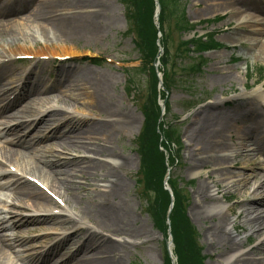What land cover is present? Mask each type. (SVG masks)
<instances>
[{
  "label": "bare ground",
  "instance_id": "1",
  "mask_svg": "<svg viewBox=\"0 0 264 264\" xmlns=\"http://www.w3.org/2000/svg\"><path fill=\"white\" fill-rule=\"evenodd\" d=\"M196 1H200L203 5L198 7V15L206 12L215 13L223 9L227 14L224 24L227 26L234 22L235 27L231 30L233 32L225 36L232 38L227 44L233 47L246 44L255 55L264 60V0ZM33 4L34 7L32 6L27 15L16 16L27 11ZM10 16L16 17L9 18ZM100 17L98 11L92 8L90 0H0V99L4 97L7 99L8 92L16 90V85L20 84L22 88L18 98H24L27 101L21 109L22 115L17 114V111L5 115L13 105H17L16 101L8 102L0 108L1 126L14 122L18 115H21L20 119H26L20 123L6 125L1 130L4 134L13 136L14 139L10 144L18 146L23 151L0 148V156L6 163L11 161L20 165L23 174L42 180V184L51 192L64 189L67 193L64 195L66 201L63 198L62 200L69 210L64 216L54 213L53 202L48 197L37 193L20 178L10 176L8 172L0 168V180H10L0 183V188L15 189L18 195L30 199L31 202L27 204V207L33 211V217L20 219L10 224H8L10 219L0 216V264L10 262L3 246L11 248L28 243L20 236L4 237L1 233L20 231L25 224H32L27 226L37 228L43 227L42 230H51V234H43L45 238L40 240L39 245L34 246L33 250L42 248L41 243L49 241L53 235L62 237L49 249L43 250L35 257L28 256L22 259L24 264H35V259L40 258V264H67L68 262L71 264H122L119 253H125L126 243L132 245L133 243H128L125 239L121 241L115 239L119 238L116 234L118 231L113 233L114 240L110 242L109 230L122 224L129 232V234L122 233L125 238L137 237L139 233L142 234L139 237H143L145 241L150 237V233L145 232L144 224L134 223L135 218L130 213V205L126 200L127 184L125 178L117 173L120 166L115 165L114 162L121 158L120 161L127 164L130 160L117 153L114 148V143L120 134V127L116 126L114 121L115 107L110 93L112 86L110 76L104 78L102 76V79L85 68L73 73L69 66L72 64L62 65L61 72L56 74L55 80L51 83L47 78L50 77L49 70L42 73L44 65L41 62L44 55L54 56L57 52L60 53L59 49L67 52L71 47L69 43L79 39L85 41L104 32L98 26ZM28 31L33 32L28 33ZM192 34L200 33L193 31ZM260 38L263 43L258 44ZM38 41L42 42L41 45ZM19 42L23 45L20 46ZM28 42L32 46L27 49L25 44L28 45ZM25 50H29L30 53L24 52ZM224 51L227 50L224 48ZM31 54L38 59L26 72L24 81L19 78L15 80L18 71L11 74L9 71L18 68L19 66H16L19 63H25L24 61L14 63L15 57ZM11 62L14 64H10ZM31 63L28 65L31 66ZM223 65L222 58H215L214 66L219 71L218 80L232 81L234 72ZM3 82L8 83L3 84ZM7 85L9 87L5 88ZM54 91L57 93L52 94ZM263 97L262 90L249 94L242 90L240 94L229 98L230 101L218 104L206 103L193 113L195 121L191 125L192 133H186L184 137L185 159L190 164V175L198 174L199 170H207L210 175L215 176L212 187L204 185L203 182L199 183L194 193L196 201L194 206L200 216L203 214L209 216L213 212L219 216L205 231L208 248L217 255L215 261L223 264H260V260H264V257L253 259L252 252H242L246 239L239 240L238 235L234 234L241 225L249 229L250 235L259 237L264 233V203L257 202L255 207L249 206L243 209L240 216L242 215L243 219L246 217L250 219L241 225L228 219L226 213V215L222 214L225 205L223 199L229 197L226 193L238 191L239 186L245 185L247 181L242 178L240 172H230L227 169V165L233 163L236 158L250 159V153L245 148L242 150L241 143H251V146H255V151L258 149L261 154H264V107L260 103L264 100ZM54 103L65 105V108L69 107L65 110ZM229 103L233 104L226 109L227 111L219 108ZM32 104L33 111L29 108ZM72 107L73 111H71ZM94 116H101L103 119L97 121L99 118H96L95 121ZM124 116L122 119L126 121ZM126 122L131 123L130 120ZM239 122L241 126H237ZM22 128H29L33 135L21 139L18 133L23 130ZM233 129L236 134V144H227L226 134ZM41 130H43V136L39 135ZM63 145L67 146L68 151L74 152V155L68 159L54 160L57 152H60L57 148L61 149ZM44 150L45 152L54 151L52 160L45 159ZM32 152L33 160L35 158L43 165H50V170L47 169L49 179L40 171L28 168L27 159H32ZM252 176V181L247 182H250L252 188L254 187L251 192L255 197L261 196L264 193V175L252 174ZM54 179L59 180L61 188L57 189L51 183ZM76 179L90 180L95 184L85 183L79 186ZM101 183L105 185L102 186ZM73 189L76 191L73 192ZM70 191L75 203L68 199ZM212 192L219 197H212L210 195ZM245 193L249 194L247 191ZM1 196L4 195L0 193V200L6 201ZM239 206L241 208L243 205L239 204ZM70 212H74L73 218L68 216ZM227 212L231 213L230 210ZM54 224H59L60 228H55ZM263 241L253 248L258 254H264ZM216 249L220 251L216 252ZM61 250L67 251L68 254L64 255L66 258L60 257ZM3 259L6 261L3 262Z\"/></svg>",
  "mask_w": 264,
  "mask_h": 264
},
{
  "label": "rangeland",
  "instance_id": "2",
  "mask_svg": "<svg viewBox=\"0 0 264 264\" xmlns=\"http://www.w3.org/2000/svg\"><path fill=\"white\" fill-rule=\"evenodd\" d=\"M90 1L92 2V8L98 11V15H101L100 21L98 22L99 24L98 26L104 32H102L98 36H94L93 38H88L85 41L83 39H79L72 43H69L71 47H69L67 52H63L61 49H59L60 53L57 52L53 57L54 58H58L60 56L69 57L70 60L64 61L63 63L65 65L72 64L69 66L72 68L73 73L85 68L88 71L93 72L96 76L100 78H102V76L103 78L110 76L109 78H111L112 80L110 93L113 96V103L115 107L114 121L116 122L115 123L116 126L120 127V134L117 141L114 143V148L117 153L124 155L123 157L128 158L130 160V162L127 164L120 161L121 158L114 160V162L115 165L120 166L117 169V173H119L120 177L125 178V182L127 184L126 186L128 189L126 194V200L130 205L129 208L130 213L135 218L134 223H136V225L144 224L146 228L145 232H149L150 237L145 241L143 237H139L142 236V234L139 233L137 237L125 238L124 236H122V233L129 234V232L122 224H120L118 227L109 230L111 233L109 240L110 242L114 240L113 233L114 232L116 233V231H118V233L116 234L119 235L118 236L119 238H115V239L120 241L125 239L128 243H133V245L126 243L124 248L125 253H119L120 256L122 257V264H162L163 236L160 232L156 231L152 226V221L145 212V205L143 203L144 201L139 196V190H138L139 188L137 189L136 187L137 173L139 171V167H138V157L136 156L135 153L134 142L138 134L139 128L141 126L142 116L139 111L140 101L137 100L136 94L133 91L131 93L127 92V83L122 71V67H127L129 69L138 67L139 65L138 55L134 51V47L131 41L132 39L130 37H125L122 35L126 30V24L123 16V7L120 3V0H90ZM32 6L34 7V4L31 5L27 11L22 12L16 16L27 15L31 11ZM202 6L203 5L201 4V2L196 0H186L184 2L186 19L189 22L188 24H190L189 26L181 25L180 26L181 28H177L174 26L175 19L166 22V26H165L166 35L164 37L166 38V47L169 53V65L167 69L170 71V74L173 76V84H172L173 86L170 90V93L167 96V103L169 102L168 104L169 114L166 115L167 116L166 118L167 121L169 120L175 121L176 119V123H177L176 127L178 128L179 146L177 145V148H173L171 146L173 152L169 149L165 153L161 148L160 151L163 152L165 158H167L169 162L171 159L173 160L170 165L171 169L169 172L171 180L175 182L178 188H184L182 193L186 197L188 204L186 209V217L196 234V237L198 239L197 240L198 245L201 246V248L203 249L201 252V255L204 256L202 264H223L220 261L218 262L215 261L217 255L213 250L208 248L206 231H205L207 227H211L214 224V222L217 220L219 216L215 212H213L209 216H205L204 214L200 216L197 213V210L194 206L195 205L194 203L196 202L194 198V193L196 192V188L199 185V183L203 182L204 185H207L208 187H212L214 185L213 180H215V176L210 175L207 170H199L198 174L190 175L191 173L189 169L190 164L185 159L186 140L184 137L186 136V133L189 132L192 133L191 125L193 124V121H195L193 119L194 116L193 113L197 110V108L192 110L190 113L188 112L189 113L188 115L187 113L185 114L183 112L184 105L186 102L190 101L191 99L197 101L194 98H198L200 100L203 97L204 100L201 102L202 103L200 105L201 107H203L206 104L205 102L207 100H210L209 103H215V104H218L220 102L230 101L231 99L229 98H233L235 95L240 94L242 90L246 94L252 93L253 91L256 90H260V91L262 90L264 96V77L262 79L260 78L262 73L261 71H264V60L261 59V57L259 58L257 55H255L253 51L250 50V47L248 45H243L242 47L241 46L236 47L233 48V50H231L230 47H227L226 49L225 43H228V41H230L232 38L225 36H227L229 32H233L231 31V29H233L234 24L233 23L228 24L229 29L225 26L223 27L224 24L221 25L226 20L221 21L218 24H214L213 22L212 24L206 25V22L211 21L214 17L222 16L223 9H220L215 13L206 12L198 15L199 14L198 7H202ZM16 16H10L9 18ZM187 28L193 29V31L198 34L213 33L215 34V40L223 45L222 49L212 50L204 54L203 56L205 60L204 65H202V69L200 70V72L192 78L193 89H188V90L185 89L182 82L183 80H178L175 77L176 75L177 76L181 75V73L184 72L185 69L184 65L187 63L186 60L180 62L176 58V55L179 52L177 46L179 45L180 41H183L184 39H187L192 36V31L189 32ZM32 32L33 31H28V33H32ZM19 43L20 46L23 45L22 42ZM261 43H263V41L260 38L258 44ZM25 45L27 49L32 46L30 42H28V45L27 44ZM224 48L227 51H224ZM24 52L30 53L29 50L27 51L25 50ZM29 56L35 58L34 57L35 55L33 56V54ZM192 56L193 55L191 54L189 55V57ZM84 58L104 59L105 62L95 66L91 64L89 61L84 60ZM215 58H222L224 61L223 66L228 67L230 71L234 72V79L232 81L218 80L219 71L214 66ZM189 63L190 62H188V64ZM58 64H61L59 66L64 65L62 63L53 62V61H50V63L46 62L44 64L42 73L49 70L50 82L55 80L57 72H61L60 69H58L59 68ZM192 64H194V62H192ZM25 69H27V66L25 68V65H23L22 67L21 66L18 67V69L16 68L15 72L18 71V75L15 76L14 79L15 80L17 78L20 79L21 77V75L19 74L20 70H25ZM11 77L13 76L11 75ZM176 81H177V85L175 83ZM243 85H245V89H243ZM261 85L263 86L262 88ZM54 93L57 92L56 91L52 92V94ZM26 103H27L26 100L22 101L20 104H17L15 107H13V109H11L9 112L13 113L17 111V114L22 115L21 109L26 105ZM260 103L264 107V100H261ZM54 104L57 107H61L62 109L66 107L65 105H59L56 103ZM232 104L233 103L231 104L229 103L219 108L226 110L229 109V106ZM29 108L31 111H33L32 110L33 104L29 105ZM67 108H65V110H67ZM73 110L74 109L72 107L71 111ZM21 115H18L17 118L14 120L15 122H11L10 125L16 123V121H25L26 119H20ZM122 116H124L123 118L130 120L131 123H127L126 122L127 120L124 121L122 119ZM5 118L6 120H8L7 117ZM96 118H99L97 121H101L100 119H103L101 116L93 117L95 121ZM241 125L242 124L240 122L237 124V126H241ZM22 129L23 130L18 133V136L21 137V139H24L25 137H30L31 134L33 135V133L30 131L29 128H22ZM233 134H234V129L227 135L233 136ZM39 135L43 136V130L40 131ZM12 139L13 137L11 135H5L4 133H2L0 135V148L5 150L19 149L23 151L19 147L8 144V142ZM231 141L234 143L233 138L231 139ZM229 143L230 142L227 140V144ZM160 144H162V142ZM242 147L251 148L248 150L255 149V147L250 146V143L249 144L243 143ZM57 149L60 152H57L56 154L57 156L54 157V160L68 159L74 155V152L68 151L66 145H63L61 149L60 148ZM175 151H179V152L175 153ZM53 153L54 151L45 152L44 150L43 156H45V159L47 161L52 160ZM255 157L257 159V162H255L252 159L244 160V163L248 165L246 167L244 166L245 164H243V160L241 158L235 159L233 160V163H231V165H227L228 171L237 172V173H239L238 171H240V173L243 176L242 178L247 179L245 185L242 184L241 186H239L238 191L227 192L226 195H228L229 197L223 199L225 205L223 207L222 214L226 213L228 219L235 221L236 224L239 225H241V223L249 221L250 219V217H246L245 219H243L242 215L240 216V213L242 212L243 209L249 208V206L255 207L257 202L264 203V193L261 196L255 197L254 194H252L251 192L254 189V187L252 188V185L249 184L250 182L247 183L249 180L252 181V177H253L252 174L264 175V163H262L264 161V158L261 155L257 154V152L255 154ZM27 166L32 170L40 171L42 175H44L49 179L50 175L47 169L50 170L49 169L50 165H43L41 161H37V159L35 158L33 160V152H32V159H27ZM0 168L7 171L10 175L12 174L16 176L23 175L24 177H28L32 181L31 179L32 177L30 178V176L23 174V171L20 169V165L15 164L11 161L9 163H6L4 162L3 159H1V156H0ZM21 180L27 186L33 187L37 193L47 197V195L44 193V191H42V189L40 190L38 187L35 186V183L33 185L29 181L27 182L23 179ZM8 181L10 180L8 179L0 180V183L3 184ZM76 182L79 184V186H82L85 183L93 184V185L95 184L90 180L85 181L84 179H76ZM51 183H53L57 189L61 188L58 179H54L53 181H51ZM101 184L102 186L105 185V183H101ZM75 191L76 190L73 189V192ZM246 191L249 194H246L245 193ZM55 192L58 195H60L59 197L65 200L64 195L67 193L64 189H59L58 191ZM78 192L80 193V189ZM0 193L4 195L1 196V198L6 200V201L0 200V207H3V210H5L1 216L10 219L8 223H11L13 221H18L20 219L23 220L24 218L33 215V212L27 207V204L31 202L30 199H26L23 196L18 195L15 189H7L5 187L0 188ZM210 195H212V197H219V195L216 196L215 192H212ZM68 199L72 200V202L74 203L76 202L74 198H72V192L70 195H68ZM211 199L214 200V198ZM56 204H55V208L61 210L59 205L57 206ZM239 204L243 206L240 208ZM227 210H230L231 213L227 212ZM72 213L73 214L69 216L71 218L74 217V212ZM27 225H32V224H25L24 227H21L20 231H14V232L4 231L1 233L2 236L4 235L7 236L10 235V237L21 236L29 240V242L25 244L24 248L15 247V246L10 248L3 246L6 256L10 259L9 262L10 264H24V261L21 260V258H23L24 255H29V256L37 255L39 251H34L33 247L39 245L40 240L45 238L42 236L43 233L51 234L50 229L42 230L44 229L43 227L37 228ZM54 225L55 228L57 229L60 228L59 224H54ZM65 226L67 227V225ZM228 229H230V227H228ZM63 232L68 233V231H63ZM234 234L238 235L239 240L243 241L246 239L243 244V250H242L244 253L252 252L251 256L253 259H260L264 257V254L261 253L258 254V252L253 250V248L257 247L262 242L261 241L262 234L259 237H256L255 235H250V231L249 229H247L245 225L244 226L241 225L240 228L236 229L234 231ZM37 236H39V239L37 238ZM61 237L62 236L60 235H53L49 241L46 240L43 243H41V245L46 249L48 248V245L53 244ZM128 237H130V235H128ZM49 242L52 243L48 244ZM216 250H217L216 252L220 251V249H216ZM67 254H68L67 251L66 252L64 251L63 256L60 255V257L66 258L64 255ZM2 261L4 262L6 261V259H3ZM40 261L41 258L35 261V264H40ZM262 263H264V260H260V264ZM67 264H71V262H68Z\"/></svg>",
  "mask_w": 264,
  "mask_h": 264
},
{
  "label": "trees",
  "instance_id": "3",
  "mask_svg": "<svg viewBox=\"0 0 264 264\" xmlns=\"http://www.w3.org/2000/svg\"><path fill=\"white\" fill-rule=\"evenodd\" d=\"M160 5L159 24L162 27L169 20L175 19L176 25L186 24L184 11L181 6L182 0H158ZM126 10V20L128 33H132L134 49L139 55L141 65L138 69L128 71L130 84L135 82L133 77H143L144 97L141 104L143 124L139 137L135 145L139 156L140 164L137 173L136 186L139 188V196L144 201L145 212L152 221L153 227L164 236V264H170V260L165 250L166 231L168 226L167 210L170 204L169 194L163 189L162 181L166 171L164 155L159 151V145L165 149H170L172 142L178 143V128L168 125L167 129H162L163 121L159 122V107L156 104V78L151 62L155 58V29L152 23L153 3L152 0H122ZM180 27V26H179ZM166 45V38L163 39ZM189 45H194L195 49L205 47L199 40L181 42L179 47H183L182 52L188 51ZM179 51V55H182ZM163 71L168 64V51L164 46V54L160 59ZM192 67L189 70L196 72L199 68ZM190 74V73H189ZM191 75V74H190ZM164 86L168 90L172 83L171 79L163 74ZM186 85V83H184ZM189 88V86H187ZM167 142L160 144L159 132ZM170 143V144H168ZM172 162V160H170ZM169 186L173 196V206L169 214V230L173 243V254L176 264H202L204 256L202 249L198 245L196 234L190 225L186 215L187 199L183 195V188H178L174 181L169 180Z\"/></svg>",
  "mask_w": 264,
  "mask_h": 264
}]
</instances>
